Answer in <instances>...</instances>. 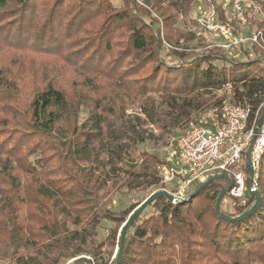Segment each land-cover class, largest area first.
<instances>
[{
	"label": "trees",
	"instance_id": "16d2710c",
	"mask_svg": "<svg viewBox=\"0 0 264 264\" xmlns=\"http://www.w3.org/2000/svg\"><path fill=\"white\" fill-rule=\"evenodd\" d=\"M165 2L153 7L162 32L155 19L144 21L135 0L123 7L111 0H0V255L12 264H55L56 257L45 254L59 240L69 247L58 255L83 252V235L68 227L94 222L93 189L105 172L98 154L112 158L125 146L115 101L128 94L130 78L135 94L162 99L176 127L207 109L220 111L224 99L214 93L228 84L237 104L264 100V57L257 46L260 55L246 61L217 47L185 59L171 37L180 7L188 13L192 0ZM144 3L152 16V1ZM218 11L237 32L230 9L220 5ZM248 21L264 28L254 16ZM165 46L180 62L162 57ZM82 110L88 117L80 123ZM143 156L150 169L168 163ZM232 184L224 173L196 185L187 202L154 200L148 207L158 213L144 210L130 226L119 264H264V171L261 205L241 220L216 212L221 192ZM255 202L252 191L245 203L227 192L220 209L235 218Z\"/></svg>",
	"mask_w": 264,
	"mask_h": 264
},
{
	"label": "rangeland",
	"instance_id": "374dc122",
	"mask_svg": "<svg viewBox=\"0 0 264 264\" xmlns=\"http://www.w3.org/2000/svg\"><path fill=\"white\" fill-rule=\"evenodd\" d=\"M151 1L150 8H153L159 1L164 2L161 3L163 5L169 4L165 0ZM111 2L116 7H123L125 0H111ZM135 2L138 7L143 9L141 12L145 14L144 21L152 23V19H155L159 22L157 26H160L162 32H165L162 20L154 8L151 10L152 18L151 15L146 14L148 7L144 0H135ZM206 4H209L208 0H192L188 13H186L185 8L180 7V12L176 15L177 28H174L171 39L178 41V50L185 54V59H193L206 54L207 50L212 48L210 46L217 42L215 36L205 31L197 22L199 13ZM219 6L217 4L218 8ZM162 36L161 38L165 37V35ZM254 46L246 43L226 52V55L234 61H246L262 53L260 51L259 54L260 49L257 50ZM116 54L119 53L116 51ZM162 57L172 63H178L181 60V57L170 51L168 46L163 47ZM215 63L219 66L222 64L219 61ZM229 64L227 63L228 66ZM259 65L264 66V61L259 62ZM33 69L36 70L35 67ZM129 82L128 94L115 101L119 117L116 119V123L126 135L125 146L123 150L117 151L112 158L107 153L100 152L98 154L101 165L105 166V172L101 174L103 181L97 182L93 189L95 196L90 205L94 222H90L88 218L78 225L69 224L68 227L70 231L77 230L83 235L79 245L83 252L69 258L60 256L58 255L59 251L69 247V244L59 240L54 248L46 250L45 254L49 258L56 257L55 264H113L117 254H119L122 227L130 214L150 195L169 187L162 181L166 165L159 164L155 170L150 169L143 155L147 153L158 157L159 161H166L170 153L176 150L177 140L184 130L192 122H200L203 115L212 109L195 115L196 118L188 124L178 127L171 126L170 112H168V107L162 102V99L155 94L149 96L135 94L132 91H134V86L137 83L133 82L131 78ZM214 94L220 99L223 98V103L224 101L236 103L233 101V88L229 84ZM219 112L221 114V110ZM79 113V121L83 123L87 119L88 113L85 110ZM244 161L243 169L247 173L246 183L250 187V171L246 164V157H244ZM110 162L115 164L116 170L109 165ZM96 173L99 172L96 171ZM190 198L191 195L186 200L188 201ZM230 202L229 197H227L225 200L227 210H230ZM145 212L147 215H153L157 214L158 210L156 206H149ZM61 238L62 236L58 239ZM0 264H12L10 257L0 255Z\"/></svg>",
	"mask_w": 264,
	"mask_h": 264
},
{
	"label": "built area",
	"instance_id": "2783aa9c",
	"mask_svg": "<svg viewBox=\"0 0 264 264\" xmlns=\"http://www.w3.org/2000/svg\"><path fill=\"white\" fill-rule=\"evenodd\" d=\"M197 18L198 24L213 34L216 43L210 47L225 53L246 43L257 46L264 57V28L250 24L254 16L264 23L263 0H208ZM218 5L228 7L241 31L235 32L230 23L220 18ZM246 32V33H245ZM264 100L258 105L226 103L210 109L200 122H192L177 140L176 150L170 153L162 181L173 196V203L188 199L195 186L211 176L228 173L233 184L228 195L245 203L247 194L260 189L264 171ZM260 127L258 128V126ZM251 164L254 176L247 186L243 169ZM249 169V167H248ZM250 171V169H249Z\"/></svg>",
	"mask_w": 264,
	"mask_h": 264
},
{
	"label": "water",
	"instance_id": "95a60500",
	"mask_svg": "<svg viewBox=\"0 0 264 264\" xmlns=\"http://www.w3.org/2000/svg\"><path fill=\"white\" fill-rule=\"evenodd\" d=\"M260 127V125L258 126V128ZM248 167L250 169L251 172V179H253L254 176V172L252 169L251 164H248ZM228 188H225L217 201L216 204V212L218 215H220L222 218L227 219V220H241L244 219L250 215H252L261 205L262 202V195L260 193V190H255L254 191V195L256 197V202L253 205V207L248 210L247 212H245L243 215L239 216V217H235V218H231L229 215H227L226 213H223L220 209V204L222 202V200L224 199L226 193L228 192ZM199 190H197L198 192ZM160 197H166L168 198L170 201H173V196L168 192V191H159L156 193H153L152 195H150L139 207H137L129 216V218L125 221L123 227H122V235H121V244H120V248H119V255H118V262L117 264L120 263L122 255H123V251H124V240H125V236L126 233L128 231V229L130 228V226L135 222V220L141 215V213L148 207V205L150 203H152L154 200L160 198Z\"/></svg>",
	"mask_w": 264,
	"mask_h": 264
}]
</instances>
